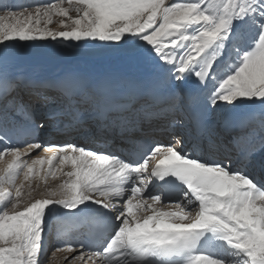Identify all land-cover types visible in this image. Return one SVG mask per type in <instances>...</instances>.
I'll use <instances>...</instances> for the list:
<instances>
[{
    "label": "snow or ice",
    "instance_id": "1",
    "mask_svg": "<svg viewBox=\"0 0 264 264\" xmlns=\"http://www.w3.org/2000/svg\"><path fill=\"white\" fill-rule=\"evenodd\" d=\"M53 17L67 30H52ZM48 40L123 50L151 75H68L54 85L58 104L42 112L22 94L37 84L14 72L10 49ZM245 101L264 106V0L0 3V264H48L45 241L57 220L90 228L52 249L71 254L65 264H264V180L249 171L264 170V112L258 121L224 119L231 147L211 127ZM183 106L195 108L190 148L174 135L130 159L39 139L55 130L114 140ZM23 135L33 139L12 142ZM37 149L52 155L33 158ZM221 150L228 155L217 159ZM45 164L44 179L54 168L67 179L25 202L19 177Z\"/></svg>",
    "mask_w": 264,
    "mask_h": 264
},
{
    "label": "bare ground",
    "instance_id": "2",
    "mask_svg": "<svg viewBox=\"0 0 264 264\" xmlns=\"http://www.w3.org/2000/svg\"><path fill=\"white\" fill-rule=\"evenodd\" d=\"M49 0H0V3H7L14 7L20 8L30 6L37 3H46ZM55 31L67 30L58 26ZM75 42L52 41L51 43H44L39 41L38 45L32 47H18L10 49L16 53L13 59V70L15 73L23 74L24 79L36 82L37 86L26 88L23 90L25 98H31L38 108L45 112L54 108L59 102L57 94H50V91L44 89L46 83L51 82L53 79L59 78L63 73L72 69L80 70L86 76H92L94 81H102L105 79L114 78L116 75L121 76V81L128 78L147 79L151 75L149 67L143 63L133 60L123 50L107 47H74ZM97 43V42H89ZM195 111L194 107L183 106L171 112H161L150 118L148 122L143 123L140 129L132 132L125 133L123 136H117L114 140L105 141L100 137H89L76 132L58 133L55 130H50L41 139L44 144H61L65 142L82 143L89 147L103 150L109 147L115 150L118 154L130 159H139L141 151L146 152L144 143H154L162 132L165 141L172 143L173 136L178 135L182 137L185 146L190 148L197 139V131L194 127V119L191 114ZM264 112V106L259 102L245 101L242 106L237 109H232L229 106V111L225 112L222 116L217 114L214 121L211 122L212 131L214 132L213 139L217 142H223L231 147V135L225 134L222 131L224 118L235 113L236 115L243 116L244 118H254L258 116L257 121L261 118V113ZM152 130H155L152 132ZM158 130V132H156ZM160 131V132H159ZM55 132V133H54ZM48 136V137H47ZM49 136H51L49 138ZM105 143L100 146L99 140ZM32 139L20 143L30 142ZM137 140L142 141V145L137 143ZM163 140V139H159ZM158 142V143H161ZM162 143H166V142ZM151 142V143H150ZM167 142V143H168ZM205 143L207 141L205 140ZM41 149L34 150L32 153L33 158L37 154L45 160L52 155V152H41ZM206 155V153H200ZM227 153L221 150L216 156L217 159L224 158ZM233 157L236 156V150L231 152ZM47 168V164H45ZM250 172L256 175L258 180H264V170L259 167L249 169ZM29 191V188L27 192ZM39 192L41 195L34 198H42L44 193ZM55 224V243L56 245L74 241L75 239H85L90 233L88 231H81L78 233H67L68 229L63 227L59 220ZM69 254V253H68ZM71 255V254H70Z\"/></svg>",
    "mask_w": 264,
    "mask_h": 264
},
{
    "label": "rangeland",
    "instance_id": "3",
    "mask_svg": "<svg viewBox=\"0 0 264 264\" xmlns=\"http://www.w3.org/2000/svg\"><path fill=\"white\" fill-rule=\"evenodd\" d=\"M73 16H75V13H72ZM62 19L61 17H53V24L50 25L49 27L51 29H56L57 26L59 29H62V27L59 25V20ZM44 43H48V42H52V40H48V41H43ZM25 43H30V42H25ZM39 41L35 42V45L37 44L38 45ZM165 132H162L161 135H159L160 138H157L156 136V141L153 143H158L160 142L161 140L159 139H163L161 141L164 142L165 138H163V134ZM73 134V132H72ZM102 140V139H101ZM101 140L99 141V144L100 146H104L105 143H102ZM166 143L168 141H165ZM169 143V142H168ZM42 150V149H41ZM42 152V151H41ZM43 152H46V151H43ZM42 152V153H43ZM55 163V162H54ZM3 165H0V167H2ZM48 169V166L46 168V166H40V165H37L36 166V169L34 171V174L33 176H31L27 181L24 180V177L23 175H21L17 181L18 185L20 183H23L25 185V188H24V201L27 202L28 199L30 198H34L36 196H40L41 194L39 192H42V189L44 190H51V189H54L56 188L60 183L63 182L64 179H67L66 177H63V173L58 169V168H54L52 171L55 173L54 176H48L47 179H44L43 177V173L44 171H46ZM65 171H67L68 169L65 168L64 169ZM63 177V178H61ZM29 185H32L34 187V190L32 191V196L31 197H28L27 196V190H28V186ZM55 224H53V227H52V233H51V236L45 241V247L48 251V264H65V261H64V257L65 256H69L70 254H68L67 252H56L54 255L52 254V249H54L57 245H56V241H55Z\"/></svg>",
    "mask_w": 264,
    "mask_h": 264
}]
</instances>
